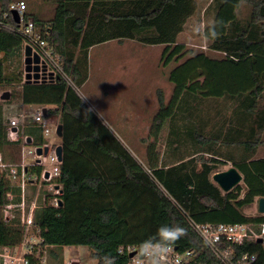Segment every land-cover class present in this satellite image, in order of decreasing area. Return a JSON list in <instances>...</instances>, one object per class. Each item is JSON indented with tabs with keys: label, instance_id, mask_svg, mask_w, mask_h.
<instances>
[{
	"label": "trees",
	"instance_id": "trees-1",
	"mask_svg": "<svg viewBox=\"0 0 264 264\" xmlns=\"http://www.w3.org/2000/svg\"><path fill=\"white\" fill-rule=\"evenodd\" d=\"M50 1L55 4L51 18L44 20L29 13L26 4L25 19L34 21L36 32L53 48L71 85L61 78L23 83V37L0 27V89L10 93L8 101L0 102V152L12 161L17 158L13 150L18 149V143L6 140L3 115V106L12 99L21 105L48 107L46 117H57L62 125V162L56 180L61 185V205L34 210L38 246H86L97 264L113 260L114 264H128V256L118 253L121 247H140L154 238L161 226L179 225L185 234L172 245L180 250H203L208 264H218L189 221L212 225L264 223V215L250 217L243 212L264 197V157L233 162L243 182L227 193L211 180L218 165L224 164L222 159L232 162L211 145L219 141L251 152L264 131V0H210L214 15L203 29V37L209 50L222 54L220 59L177 43L187 20L196 13L198 0ZM12 2L0 0V20L9 24H13L9 15ZM242 4L250 8L243 22L238 18ZM123 40L164 46V66L182 61L167 76L173 86L169 102L165 104L162 93L157 94L158 109L149 133L154 140L146 145L144 165L80 94L88 78V51L99 44ZM14 60L19 67L8 73L5 64ZM9 86L17 90L6 88ZM194 98H226L235 101L241 111L223 137L219 129L207 137L202 127H185L184 133L199 150L185 154L179 144L183 138L178 136L174 143L178 147L169 148L170 157L164 160L157 147L159 135L177 115L189 119L186 114L190 111L181 113V108ZM173 132L171 127L170 134ZM24 133L32 137L34 145L45 142L37 128L28 127ZM7 189L0 183L1 195ZM22 229L18 217L9 223L0 218V247L20 244ZM234 249L238 255L257 253L255 264H264L263 243L245 242Z\"/></svg>",
	"mask_w": 264,
	"mask_h": 264
},
{
	"label": "rangeland",
	"instance_id": "rangeland-1",
	"mask_svg": "<svg viewBox=\"0 0 264 264\" xmlns=\"http://www.w3.org/2000/svg\"><path fill=\"white\" fill-rule=\"evenodd\" d=\"M17 1V0H12ZM28 5L29 13L38 14L42 19H49L54 14L55 4L50 0H23ZM249 7L242 4L238 12L241 22L245 21L249 14ZM35 11V12H34ZM214 15V7L210 0H198L196 13L190 17L183 32L178 36L177 43L184 45L193 52H204L208 57L220 59L222 54L208 49V42L203 37V29L211 24ZM164 46L142 45L137 41L123 40L110 41L92 47L88 51V78L80 89L81 97L98 113L99 118L108 127L112 134L130 152L135 154V158L144 163L145 148L152 143L154 138L149 135L150 127L143 129L138 127L147 124L152 119L158 109L157 94L162 93L165 104L172 95L173 86L168 82L167 76L173 67L181 63H170L167 66L161 61V53ZM6 71H13L14 66L19 67L17 61L6 63ZM23 68V57L22 66ZM18 69V68H17ZM21 69V68H20ZM19 69V70H20ZM12 91L17 90L16 86L6 87ZM9 92V91H7ZM19 103L16 99L3 106L4 119L18 115ZM39 107V106H38ZM235 101L222 99H189L187 104H182L183 110H189L186 114L189 119H184L181 114L177 115L171 124H166L157 141V147L163 159L170 157L169 148L178 147L175 142L180 138L185 154L196 152L199 149L196 142L188 138L184 133L185 127H202L203 133H209L219 129L221 137L225 135L229 128L235 125L239 112ZM37 108V107H36ZM35 107L30 111H35ZM18 111V112H17ZM185 117V116H184ZM53 122H58V118L52 117ZM248 123V122H247ZM171 127L174 130L170 134ZM145 131V139H142V132ZM148 133V134H147ZM182 135V136H180ZM179 136V137H178ZM147 137V138H146ZM259 144L254 151H246L242 146H232L216 142L211 145L212 149L218 151L223 158H230L228 161L222 159L224 164L217 167V172H223L233 167V162H239L243 158L256 159L264 157V131L259 134ZM11 152L10 149L6 150ZM13 152L19 153L18 149ZM15 154L18 157V155ZM9 155V154H8ZM211 157L209 154H204ZM212 180V176H211ZM239 185H242L239 184ZM37 193L34 187H28L27 205L33 201L34 194ZM44 188L40 190L37 206L42 203ZM244 214L250 217H257V199L255 202L243 210ZM24 238V242L34 246L40 243L35 231ZM39 248L46 257L45 264H97L91 256V251L86 246H64Z\"/></svg>",
	"mask_w": 264,
	"mask_h": 264
},
{
	"label": "built area",
	"instance_id": "built-area-1",
	"mask_svg": "<svg viewBox=\"0 0 264 264\" xmlns=\"http://www.w3.org/2000/svg\"><path fill=\"white\" fill-rule=\"evenodd\" d=\"M27 11L26 2L23 0L13 1L9 5V15L13 24L0 20V27L23 37L22 56L24 48L29 46L32 55L39 58V65L45 66V71L40 70L39 82H54L61 78L71 85L69 77L64 73L59 62V57L54 54L53 48L36 32L34 21L25 19ZM12 12L18 14V22L12 17ZM6 15L3 16L5 19ZM51 75V77L49 76ZM24 83V72L22 75ZM44 80L42 81V79ZM0 89V97L4 93ZM2 102V100H0ZM43 106L35 111H25L6 119V140L10 143H18V157L12 161L8 156L0 152V183L7 186L2 195L0 194V218L4 223H9L18 217L22 226V241L14 247H0V264H45L46 257L42 254L37 244L25 243L24 238L30 231H38L34 223V210L38 206L59 207L61 185L57 183L60 175L61 161H59L56 148L59 146L52 142L56 136L58 122L54 123L51 117H46ZM28 127L37 128L45 140L41 145H34L32 137L24 133ZM30 139V143L27 140ZM44 148L47 152L44 153ZM41 154H37V150ZM47 175V176H46ZM28 187H34L37 193L33 201L27 205ZM44 188L42 203L37 206L40 190ZM190 226L205 246V249L218 264H255L257 253H244L238 255L234 246H241L245 242L264 240V223L251 225L245 223L235 224H197L189 221ZM39 244V243H38ZM264 244V243H263ZM119 254L128 256V264H144L139 256L138 246L121 247ZM132 256L130 257V255ZM203 250L195 248L180 250L171 245L167 256L162 264H208L203 259Z\"/></svg>",
	"mask_w": 264,
	"mask_h": 264
},
{
	"label": "water",
	"instance_id": "water-1",
	"mask_svg": "<svg viewBox=\"0 0 264 264\" xmlns=\"http://www.w3.org/2000/svg\"><path fill=\"white\" fill-rule=\"evenodd\" d=\"M12 17L15 22L19 21L18 14L16 12H12ZM40 61L36 54L32 55L31 48L29 46H26L24 48L23 52V72H24V83H38L39 82V72L42 70V72L45 71V66L39 65ZM51 77V75H49ZM44 78L42 79V81ZM10 98V93L5 91L1 97L0 100L2 101H8ZM45 113V110L43 111ZM56 136L58 138L62 137V125L58 124L56 129ZM27 143H30V139L27 140ZM47 152V148H44V153ZM37 154H41V150H37ZM56 154L59 159V161L62 160V147L59 145L56 148ZM47 176V175H46ZM212 182L215 183L219 189L223 193H227L231 191L233 188H235L237 185L241 184L243 182L242 174L235 168L230 167L228 170L223 172H218L212 175ZM61 205V202L59 203V206ZM257 211L260 215H264V197L259 198L257 200ZM257 242L264 243V240L258 239ZM132 254L130 255V257ZM71 264H78L77 262H73Z\"/></svg>",
	"mask_w": 264,
	"mask_h": 264
},
{
	"label": "clouds",
	"instance_id": "clouds-1",
	"mask_svg": "<svg viewBox=\"0 0 264 264\" xmlns=\"http://www.w3.org/2000/svg\"><path fill=\"white\" fill-rule=\"evenodd\" d=\"M185 234V229L179 225H163L157 230V235L144 241L139 247V256L144 264H162L169 247ZM114 264V260L110 261Z\"/></svg>",
	"mask_w": 264,
	"mask_h": 264
},
{
	"label": "crops",
	"instance_id": "crops-1",
	"mask_svg": "<svg viewBox=\"0 0 264 264\" xmlns=\"http://www.w3.org/2000/svg\"><path fill=\"white\" fill-rule=\"evenodd\" d=\"M35 12V11H34ZM90 105V104H89ZM5 106V105H4ZM17 107H18V113L20 114V113H23V112H25V111H28L30 108H33V107H38V106H36V105H21V104H19V105H17ZM39 107H41V106H39ZM48 108V107H47ZM97 115H99L98 113H96ZM100 116V115H99ZM101 117V116H100ZM150 120L147 122V124H145L144 122H143V124L142 125H140V126H138V127H142L143 129H145L146 127H150ZM142 139H145V131H143L142 132ZM148 134V133H147ZM147 138V137H146ZM60 139L61 138H58V137H54V138H52V142H54V143H56L57 145H60ZM239 146V145H238ZM229 147H232V146H229ZM130 153L135 157V154H133V152L130 150ZM145 155V154H144ZM145 158V157H144ZM145 160V159H144ZM138 162L140 163V164H142V165H144L143 164V162L141 163V161H139L138 160ZM50 249H52V247H50Z\"/></svg>",
	"mask_w": 264,
	"mask_h": 264
}]
</instances>
